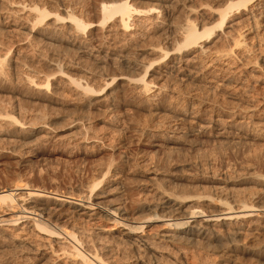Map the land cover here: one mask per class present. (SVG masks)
<instances>
[{
	"label": "rangeland",
	"instance_id": "374dc122",
	"mask_svg": "<svg viewBox=\"0 0 264 264\" xmlns=\"http://www.w3.org/2000/svg\"><path fill=\"white\" fill-rule=\"evenodd\" d=\"M101 1L0 0V52L1 54L9 55V58H18L19 62L22 59L23 64V61L26 60V65L20 62L21 65L14 72L13 77L9 76L6 72L7 76L4 75L6 79L4 82L7 81L9 85L6 82L0 85L1 115L2 113H10L15 118L16 116L13 114L19 116L17 114L19 112L20 117H16V119L19 118V122L22 123H17L18 126L15 133H13L14 135L5 134L7 132L6 121L0 119L2 120L0 121V189H14L19 185L40 190L52 198H74L76 195L81 197L88 192L90 194L100 192L107 188V184H104L105 182L101 183L102 179L99 180L97 172L104 166L106 168L109 164L111 165V161L113 164L114 161L116 162L117 158L112 155V150L116 149L123 151V156H126L131 164L128 163L127 167L125 166L126 168L123 167L122 169L124 170L118 172L121 176H116L117 178H115L116 181H122L124 184L128 182L130 184H126L128 186V196L126 198L128 199L129 197L132 200L133 205L131 206L135 207L136 204L145 200L147 197L145 190H148V186L152 183L148 181L150 177L149 171L156 170L162 178L161 180L159 177L157 180L162 190L166 192L172 191V193L177 192V194L184 191L182 192L184 194L202 197L200 203L190 202L186 207L200 208L210 214L218 213L220 209L217 206V201L204 202V200L216 199L212 185L207 182H199L189 186L188 183L172 180L171 176H174V174L190 175L194 178L211 176L223 178L226 175L235 178L242 174L247 176H264V33L260 30L255 32L247 30L250 33L245 31L247 50L243 51V53L235 51L231 54L226 66L220 63L216 64L215 67L222 68L227 72H221L222 75H220L217 71L216 73L219 76L216 78L207 74L205 64L211 61L216 53H226L229 51L230 42L228 37H222L219 40L208 43V53L206 52L207 54L201 58V61L196 64L197 66H193L191 76L194 78V81L171 79L164 83L163 81L166 78L163 76V81L157 82V88L161 90V98L159 99L161 103L158 101L156 104L160 108L158 111L151 112L137 105L128 106L127 104L122 105L121 102H118L120 103L119 109L115 113L114 111H112L113 113L110 112L109 109L108 112L106 106H102L91 111V116L86 114L88 116L85 118L84 115L85 119L82 117L83 120L78 121V123L75 119L82 116L80 115L82 112H79L80 102H78L81 98H78L76 92L72 89L65 86L63 88L61 84V87L50 89L49 91L50 93H55L51 94L55 95L53 97H55L56 103L48 104L36 101L39 103L37 104L25 93L26 90H24V84L21 85V81L24 79L23 76L30 75L33 69L35 72L41 71V75L51 73V69L45 68L44 70V67L37 63L43 59H55L58 62L66 61L70 64H75L76 56L72 52L74 49L71 48L66 36L56 31V28L59 30L60 24H57L52 17H54V14H58L64 18L65 14L68 13L74 15V17L84 23L97 22L96 6ZM201 1L211 6L212 2L218 0ZM194 2L193 0H187L186 3L179 4L175 0H132V4L139 9H150L157 7L159 4H164L167 8L162 9L163 14H170L171 21L177 23L185 21L187 17H190L191 20L197 18L198 20L196 21L205 23L207 14L203 15V10L201 12V8L200 10L197 8L198 3L195 2L196 4L194 5ZM31 5L45 9L49 14L43 24H38V26L32 25V15H29L25 11L22 12L17 8L18 6L27 7ZM189 10L192 11L190 12ZM192 12L195 14H192ZM148 18L146 26L151 33L154 32L153 26H156L159 23L158 21L162 19H154V16ZM115 26L117 27V24ZM243 26L246 29L249 27V23L244 21L241 27ZM238 28L237 26L226 29V33L235 36ZM92 35L93 39L98 42V45L100 44L101 52L103 54L106 52L110 54L108 56L109 59H114L115 57L112 55L119 54L120 48L127 42L125 36H120L119 33H115L112 38L104 39V31L101 28H94ZM155 37L158 40L163 39L165 37L164 30L157 31ZM156 41H149V43H146L147 45L145 44L144 48L142 47L136 52L134 51L135 58L137 57L140 61L142 59L143 64L153 60V57L143 55V52L149 49L151 44L157 43ZM71 49L73 50L71 51ZM94 54L96 55V52ZM82 60L83 64L80 62V67L84 69V64L87 60H84V58ZM28 61L29 63H27ZM95 72H97V76L93 77V82L96 85V81L105 75L121 73L111 68L95 70ZM72 74L78 76L84 75L79 72H73ZM225 75L232 76L234 82L226 87H220ZM59 78H54L52 83L56 84V82L59 83V81L63 80L62 78L59 80ZM39 80H42L40 76L34 81L37 82ZM209 80L210 82H207ZM20 88L22 91L19 90ZM16 89L21 94H18ZM129 90V88H126L125 91L130 94L131 90ZM152 90L154 91L155 88ZM8 102L11 105L10 110L7 107V105L9 106ZM11 102H14L15 106ZM18 104L23 105L24 110L21 109L22 106H19V108ZM2 105L5 106L3 107ZM1 107L7 110H3ZM17 107L23 113L27 111L29 115L26 112V116ZM12 108L14 111L16 109L13 114L12 112L14 111L10 112L13 110ZM130 109L131 111H129ZM179 111L189 113V118L185 123H180L179 128L174 131L172 125L176 122L172 116L175 112ZM40 113L42 115L35 116ZM190 114L198 115V118L193 121L194 119H191L192 116ZM250 114L253 115L249 119L247 117ZM43 115L46 119H40L44 117ZM230 116H233L234 120L232 118L231 120ZM228 120H231L230 124ZM42 121L46 126L42 124ZM194 122H197L200 126L202 125L203 132L201 131L202 134L197 137V141H193L192 138L188 137V141L190 139L192 142L190 146V141H187L185 133L189 131L188 127L190 125L188 123ZM231 122L232 125L234 124L233 126ZM236 123H243L244 125L243 127H239L235 125ZM39 124L43 125L45 129L34 137L23 135L24 138L18 131L22 128L27 129L29 126L38 127ZM219 124L224 126L221 127ZM168 126L171 128L168 129ZM142 130L144 133L140 136ZM2 131L4 132L2 133ZM225 133H228L227 136ZM250 133L253 136H257L255 140L245 139L244 134ZM218 134H221L219 138ZM85 137H97L101 140L98 143L87 144L88 142L83 139ZM168 139L170 140L168 141ZM172 140H174V143L171 142ZM184 140L186 145L181 143ZM196 142L197 144H195ZM158 144H161V146L156 147ZM95 145L96 147H94ZM109 177V175L105 176L106 179ZM97 178L98 182L95 181ZM234 189L241 192V195L243 193L247 195V193L256 192L259 188L253 184H245L236 186ZM114 190L110 188L109 191ZM117 194L118 192H112L111 194L109 192V196L112 199L109 198L112 201L116 200ZM263 206L264 203L260 205V207ZM133 207H128V211L132 215L133 220L135 219L134 221L142 222V220L145 221L144 219L150 217L149 212H135ZM13 210L0 204V212L5 213L3 215L4 219L16 218L18 216L17 210ZM261 219L258 218L256 220L257 223L264 224V219ZM103 225L101 222L100 227ZM161 226L162 223L153 222L149 228L145 229V232L151 229L149 236L147 234L142 237L150 238L149 242L153 250L151 252L148 251V253L146 251L143 252L141 248L139 250L135 242H129L128 245L124 244V246L120 245V243H124L122 241L126 240V238L120 234L121 229L118 227H115L113 230L98 229L97 227L89 228L86 236L88 241L90 238L89 242L92 243L93 241L99 247L107 246L113 248H111L114 253H112L111 257H113L108 261L110 264H143V262L145 264H154L155 259L156 262L159 261L158 264H220L224 258L230 259L232 264H264V251H258L255 254L253 251L251 252L252 254L245 255H239L238 252L231 253L229 256H227L228 254H224L223 252L228 250L227 247H229L228 237H232L228 234H219L218 241L212 240L202 248H196L197 250L185 249V251H188H186V254L184 251H180L179 253L174 247H169L164 242L160 243L162 240L151 238V235L153 236L161 231ZM260 227L252 233L253 235L248 234L247 239L242 235L237 236L235 238L237 241L236 245L238 244L237 246H240V249L244 247L245 249H249V251L263 247L264 230L260 229ZM2 229L0 230V264H77V262L62 260V257L59 256L60 251L57 255L56 253L54 254L47 246L49 238L43 234L40 235L32 229H28L27 233L14 232L8 227H3ZM58 247L60 246H55L52 250L58 251ZM240 249L239 252L242 251ZM222 253L223 256H221ZM152 254L154 255L151 256ZM235 254L241 257L234 258ZM57 256H59L58 261L55 260Z\"/></svg>",
	"mask_w": 264,
	"mask_h": 264
},
{
	"label": "bare ground",
	"instance_id": "6f19581e",
	"mask_svg": "<svg viewBox=\"0 0 264 264\" xmlns=\"http://www.w3.org/2000/svg\"><path fill=\"white\" fill-rule=\"evenodd\" d=\"M175 1L180 4L186 3L187 0ZM194 1L198 3L197 8H199V10L201 8V12L203 10V15L207 14V20L205 23L196 21L198 20L197 18L195 20H191L190 17H187V19H185L183 22L177 23L171 21L170 14H163L162 9L167 8L164 6V4H159L157 7L150 9H139L132 4V0H102L101 3L96 6L98 18L97 22L84 23L83 21L74 17V15L68 13L65 14L66 16L64 18L60 17L58 14H54V17L52 18L55 19L57 24H60L58 28L59 30L56 28V31L63 33L68 39L71 48L74 49H71V51L73 50L72 52L76 56V63L70 64L66 61L58 62L55 59L40 60L37 63L44 67V70L45 68H49L52 72L41 75V71L35 72L33 69L34 72H30L32 75L30 74L23 76L24 79L21 81V85L24 84V90H26L25 93L35 102L37 101L51 104L56 103V101L55 97H53L55 95H52L55 93L51 92V94L49 92L50 89L61 87V84L63 85V88L65 86L72 89L74 92H76L78 98H81L78 102H80L79 112H82V114L80 113L82 116L80 118L76 117L75 121L77 122L82 121V117L84 115L86 118V116H88L86 114L90 115L91 111L102 106H106L107 110L109 109L110 112L114 111L115 113L116 110L119 109L120 103L118 102H121L122 105L127 104L128 106L137 105L148 109V111L151 112L158 111L160 108L156 104L161 98V90L157 88V82L163 81V76L166 78V80L163 81L164 83L171 79H176L179 81H194V78L191 76L193 66L199 63L201 58H203V56L208 53V43L214 40H219L222 37H228L230 42L229 51L226 53H216L211 61L205 64V69L208 72L207 74L213 78H216L219 76L218 73H216L217 71L220 73V75H222L221 72L225 71L222 68L215 67L216 64L220 63L226 66L228 65L231 54H233L235 51H241L243 53V51L247 50L246 35L244 34L245 31L248 32L247 30H252V32H255L260 30L264 33V0H213L214 2H212L211 6L210 4L203 3L201 0H193V2ZM195 2L194 5L196 4ZM17 8H19V10L22 12L25 11L29 15H32V25L34 26L43 24L46 18L49 16L45 9L39 8L36 5L27 7L18 6ZM194 12H192V14L196 13ZM150 16H154V19L157 20L162 19L161 21H158L159 23H157L156 26H153L154 32L151 33L146 26V23L149 19L148 17ZM244 21L249 23V27L246 29L244 26L241 27ZM116 24L117 27L115 26ZM237 26L239 28L237 33H235V36H231L229 35L230 33H226V29ZM31 28L33 27L31 26ZM94 28H101L104 31V39L112 38V36L114 37L115 33H119L120 36H125V39H127V42L120 48L119 54L112 55L115 57L114 59H109V53L107 54L106 52L103 54V52H101L102 50H100V44L98 45V42L93 39L92 30ZM159 30H164L165 33V37L160 40L155 37V33ZM149 41H156L157 43L154 45L150 43L151 46H149V49L143 52V55L153 57V60L143 64L144 62L142 59L141 62L140 59L138 60L137 57L135 58V52L142 47L144 48L145 44L147 42L149 43ZM94 52H96V55ZM8 56L9 55L1 54L0 52V85H3L5 82L8 84L7 81L4 82V80H6L4 75H6V72L9 76L14 75V72L19 69V66L22 63V59H20V63L18 58H9ZM83 58L84 60H87V62L84 64V69L80 67V62H83ZM25 61H23L24 64L26 63ZM27 63H29V61ZM107 68H111L117 72L120 71L121 73L105 75L103 78L98 76L100 80L96 81L97 85L94 84L93 77L97 76V72H95V70H105ZM73 72H79L84 75H74L72 74ZM229 75H225L226 77L223 76L224 81H222L223 83L220 85V87H226L234 82L233 77ZM39 76L42 80L37 82L34 81L35 79L37 80ZM57 77H60L59 80H61V78L63 79L61 80L62 83L60 81L59 83L56 82V84L52 83V80H54V78L56 79ZM207 82H210V80ZM203 86L206 87L205 85ZM120 88L122 89L119 90ZM126 88H129L133 94H128L125 91ZM154 88L155 90L153 91L152 89ZM19 90L22 91L21 88ZM16 92L18 93L17 89ZM14 102L11 103L13 104ZM21 103L23 104V102ZM8 104L10 107L8 105L7 107L9 108L8 110H10V102H8ZM17 106H22L21 109L24 110L23 105L18 104ZM4 109L5 108H3V110ZM12 111H14V109L10 112ZM15 111L12 112V114L15 113ZM129 111H131V109ZM17 114L19 116L16 114L13 115L20 117V113L18 112ZM27 114L25 115L27 116ZM38 115L40 116L42 114H36L35 116ZM188 115L189 113L182 111L175 112L173 114L172 118H174L173 120L176 122L174 125H172L174 127V131L175 129L179 128L180 123L182 124V122L185 123L187 121L189 118ZM252 115L253 114H250L247 118L250 119ZM191 116V119H194L193 121L198 118V115ZM16 117L14 118L10 113H2V115L0 113V119L6 121L5 123L7 132H5V134H13L17 130V123L21 122H19V118L16 119ZM232 117L233 116H230V119ZM44 118L45 116L40 119ZM231 120H228L229 124ZM196 123L197 122L191 124L188 123L190 125V127H188L189 131L185 133L187 141L188 137L192 138L193 141H197V137L202 134V125L200 126L198 123ZM42 124L46 126L44 122ZM43 125L41 126L39 124L38 127L29 126L27 129L20 128L21 130L18 131L22 134L21 136L24 135L26 137H34L38 135L43 129H45ZM225 125L227 126V124ZM235 125L243 127L244 124L236 123ZM220 126L222 127L224 125ZM170 128L171 127L168 129ZM3 132L4 131H2V133ZM143 133L144 132L142 130L140 136ZM221 134H218V138ZM244 137L245 139L252 141L255 140L257 136H253L250 133L244 134ZM83 139L88 142L87 144L98 143L101 140L97 137H85ZM169 140L170 139H168V141ZM173 141L174 140L171 142ZM188 142L186 143L188 144ZM181 143L184 145L185 140ZM191 143L192 142L190 141V146ZM195 144H197V142ZM160 146L161 144L156 145V147ZM94 147H96V145ZM112 155L117 158L116 162L114 161L113 164L111 161V165L109 164L110 166L108 165L106 168H104V166L97 172L98 177L100 178L99 180L102 179L101 183L105 182L104 184H107V188L94 194H90L87 191L88 193L85 195L83 194L81 197L76 195L77 198H52L40 190L19 185L14 189H0V204L11 210L16 209L18 213L16 218L13 217L14 219L11 218L7 220L4 219L3 216L5 213L0 212V230L3 227H8L14 232L20 231V233H27L28 229H32L36 233H39L40 235L43 234L49 238V241L47 240V246L49 249H51V251H53L54 254L56 253L57 255V253L60 251L59 256L62 257V260L77 262V264H110L108 261L113 257H111V255L114 254L112 247V249L107 246L99 247L95 245L93 241L92 243L89 242L90 238L88 241L86 233L89 232V228L97 227L98 229L103 228L106 230H113L115 227H118L121 229L120 234L126 238V240L122 239V242L124 243L119 242L120 245L124 246V244L128 245L129 242H135L136 245H138L139 250L141 248L143 252L146 251L148 253V251L151 252L153 250L150 246V238L148 239L142 237L147 234L149 236L151 229L146 232L145 229L149 228L153 222L162 223V226L161 231L154 234L153 236L151 235V238L153 237L157 238V240H162L160 243L164 242L165 245L167 244L169 247H174L177 249V252L179 251V253L180 251H184L186 254L187 250L185 251V249L190 250L202 248L205 246V244L212 240L218 241L220 236L219 234H228L229 236H232L231 238L228 237L227 240L229 244V247H227L228 250L223 252L224 254H228L227 256L234 252H238L239 255H245L252 254L251 252L253 251L254 254L258 251H264V246L261 248L259 247L257 250L251 251H249V249H245L244 247L240 249V246H237L238 244L236 245L237 241L235 240V238L239 235H242L245 239H247L246 237L248 234H252L253 232L257 231L259 226H261L260 229L264 230V224L257 223L256 221L258 218H262L261 220L264 219V206L260 207V205L264 203V176H247L242 174L235 178L228 177L227 175L223 178H216L215 176L194 178L190 175H181L179 173V175H175L173 172L174 176H171L172 180L188 183L189 186L199 182H207L208 184L212 185V188L216 194V199L204 200V202L217 201V206L219 207L220 211H218L216 214H210L200 208L186 207L190 202L200 203L202 201V197L188 195L186 192V194H184L182 193L184 191L181 192L182 194H177V192L172 193V191L166 192L160 188V185L157 182L160 177L159 172H156V170L149 171L146 169L150 172V177H146L148 178V181H151L152 183L148 186V190H145V195H147V197L145 196V200L133 207L131 206L133 205L131 202L132 200L129 197L128 199L126 198V196H128L127 185L130 184L127 182L126 185L122 181H116L115 179L117 178L116 176H121V174L119 175L118 172L124 170L122 168L128 163L130 164V161H128L126 156H123V151L113 149ZM106 175H109L110 177L106 179ZM160 179L162 180L161 177ZM99 180L97 178L95 181L98 182ZM245 184L256 185L259 189L254 193H247V195H244L245 193L241 195V192H239L237 189H234L236 186H242ZM110 188L111 190H115L109 191ZM116 190L118 192L117 198H115L116 200L112 201V198L109 196V192L110 194L112 192L117 193L115 192ZM128 207H133L135 212L139 213L145 211L149 212L150 217L144 219L145 221L141 219L142 222L134 221L135 219L133 220L132 215L128 211ZM101 222L104 225L100 227ZM60 241L63 243H60ZM55 246H60L58 247V251H55V249L52 250V248ZM239 249L242 251L239 252ZM223 253L221 256H223ZM153 255L154 254L151 256ZM59 256H57V259L55 260L58 261ZM233 257L238 258L239 256H236L235 254ZM158 262H156L155 259L154 264H158ZM231 262L232 261H230V259L224 258L221 263H219L232 264ZM143 264L145 263L143 262Z\"/></svg>",
	"mask_w": 264,
	"mask_h": 264
}]
</instances>
